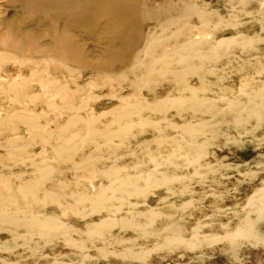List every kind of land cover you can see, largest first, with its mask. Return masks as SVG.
<instances>
[{
  "label": "rangeland",
  "instance_id": "rangeland-1",
  "mask_svg": "<svg viewBox=\"0 0 264 264\" xmlns=\"http://www.w3.org/2000/svg\"><path fill=\"white\" fill-rule=\"evenodd\" d=\"M65 1L0 0V264H264V0Z\"/></svg>",
  "mask_w": 264,
  "mask_h": 264
},
{
  "label": "bare ground",
  "instance_id": "bare-ground-1",
  "mask_svg": "<svg viewBox=\"0 0 264 264\" xmlns=\"http://www.w3.org/2000/svg\"><path fill=\"white\" fill-rule=\"evenodd\" d=\"M47 1H49V0H47ZM66 1H68V0H66ZM66 1H65V3H66ZM69 1H70V0H69ZM69 1H68V2H69ZM63 2H64V0H63ZM63 2H62V3H63ZM72 2L75 3L74 0H73ZM76 2H77V1H76ZM102 2H104V0H103ZM47 3H48V2H47ZM47 3H45V4H47ZM55 3L57 4L56 1L54 2V4H55ZM59 3H61V2H58L57 5H59ZM41 4L43 5V3H41ZM45 4H44V5H45ZM83 4H84V3H83ZM101 4H102V3H101ZM44 5H43V6H44ZM48 5H49V3H48ZM76 5H77V4H76ZM78 5H79V4H78ZM80 5H81V4H80ZM80 5H79V6H80ZM67 6H69V5H67ZM74 6H75V5H74ZM85 6H86V4L84 5V7H85ZM91 6H92V5H91ZM41 7H42V6H41ZM47 7H48V6H47ZM60 7H61V6H59V9H60ZM82 7H83V6H82ZM49 8H50V6H49ZM57 8H58V7H57ZM69 8H70V6H69ZM51 9H52V7H51ZM62 9H66V7H65V8L63 7ZM70 9H71V8H70ZM71 10H73V9H71ZM86 10H87V9H86ZM42 11H43V10H42ZM51 11H52V10H51ZM67 11H68V10H67ZM74 11H75V10H74ZM81 11H83V10H81ZM78 14H79V13H78ZM71 15H73V14H71ZM75 15H76V13H75ZM81 17H82V16H81ZM47 62H48V61H47ZM20 64H21V63H20ZM258 212H259V215H264V203H262V205H261L260 208L258 209ZM247 227H250V230L248 229L249 231H246V232L243 231L245 234L253 235V236H255V237H259V235H260L259 232H258L257 230H254V228L252 227L251 224H247ZM243 232H241V233L244 234ZM245 234H244V235H245Z\"/></svg>",
  "mask_w": 264,
  "mask_h": 264
}]
</instances>
